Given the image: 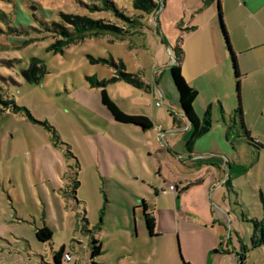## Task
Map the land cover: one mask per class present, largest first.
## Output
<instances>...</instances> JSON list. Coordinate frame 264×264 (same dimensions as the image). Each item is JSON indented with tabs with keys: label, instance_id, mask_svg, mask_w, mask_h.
<instances>
[{
	"label": "rangeland",
	"instance_id": "obj_1",
	"mask_svg": "<svg viewBox=\"0 0 264 264\" xmlns=\"http://www.w3.org/2000/svg\"><path fill=\"white\" fill-rule=\"evenodd\" d=\"M112 1L142 27L112 12L90 13L89 0H0V100L12 103H0V264H53L62 248L69 264H86L91 236H101L100 264H142L146 255L150 264H165L170 252L178 254L177 239L181 255V241L187 243L191 264H264V245L241 252L254 235L250 221L262 218L264 152L252 155L244 136L232 70L230 139L215 124L188 151L191 133L173 123L180 106L169 68L180 41L177 23L188 20L192 1L165 0L150 13L135 11L133 0ZM61 14L100 20L125 34L85 38L54 53L50 47L60 37L52 23L64 22ZM32 61L35 77L44 72L38 82L23 75ZM120 72L141 86L113 81ZM88 78L104 82L124 113L149 118L152 130L115 122ZM242 90L240 85L243 124L261 135L264 109L255 108L251 90ZM231 159L241 168H233ZM221 180L230 186L220 188ZM157 183L160 238L147 248L138 212L134 236L133 210L139 197L157 199ZM175 184L178 193L168 191ZM44 226L51 241L43 243L35 234ZM212 241L211 251L219 253L213 257L202 248Z\"/></svg>",
	"mask_w": 264,
	"mask_h": 264
},
{
	"label": "crops",
	"instance_id": "obj_2",
	"mask_svg": "<svg viewBox=\"0 0 264 264\" xmlns=\"http://www.w3.org/2000/svg\"><path fill=\"white\" fill-rule=\"evenodd\" d=\"M164 1L165 0H163V6ZM179 1L182 2V0ZM191 1L190 10L187 12L188 20L183 21L180 19L177 23L178 29L181 27L178 36L180 41H176L177 48H180L182 52L179 62L181 74L187 85L196 91L197 96L193 103L195 112L202 117L207 107L210 106L212 127L214 128L215 124H218L217 127L223 130L225 138L228 141L230 139L231 124L235 125V122L233 123L231 118L232 111L234 110V85L232 83L226 47L222 40L218 25L216 9L217 0ZM219 1L221 5L222 24L228 36L230 47L236 56L238 69L241 75V89L251 90L256 96L254 101L256 105L255 108L264 109V0ZM184 15L185 14H183V17ZM257 96H260L261 101L258 100ZM179 116H181V112ZM181 124V128L177 129V131L183 129L186 133H190V124L188 121L183 119ZM244 128L249 133V136L262 146L263 149L256 150V155L259 156L261 152H264V127L262 128L261 135L253 130L247 122H245ZM257 135L261 140L254 138ZM250 148L252 155H254L255 153L253 150L255 149L252 147ZM233 161L234 160L231 159L228 163L234 166L233 168H241L238 163ZM156 171L158 179V169ZM202 182L203 181L197 182L195 185H200ZM183 183V181H180L178 184L181 185ZM178 184H175V186L178 187ZM223 185L230 186L229 180L225 182L221 180L219 187L222 188ZM153 187L155 189L153 200L155 198L157 199L152 202H147L144 198L139 197L140 204L134 207L133 210V214H135V216L133 215L134 236L136 234L138 236V232H136L137 219L135 213L138 212L141 224L143 223L142 236L147 248L152 246V241L160 238V235H158V183L153 184ZM143 203L146 205V212L155 220L154 236L152 237L148 236L144 226ZM221 212L225 215V221L231 225L232 219L226 213L225 205L221 209ZM91 239H96L102 246L101 236L97 238L91 236ZM219 246H221V244H219ZM181 247L182 255L177 239L178 254L175 255V253L170 252L169 261L165 264H181V260L189 264L192 263L191 260H189V248L185 240L181 241ZM202 248L205 251H210L209 253L212 257L219 254L217 251H211L216 248V243L213 241L204 242ZM243 248H245V251ZM255 250L256 249H250V244H241V252L245 255L253 253ZM102 255L93 260V262H95V264H100L99 260ZM86 264H90V255L89 258L86 259ZM142 264H150L147 255Z\"/></svg>",
	"mask_w": 264,
	"mask_h": 264
},
{
	"label": "trees",
	"instance_id": "obj_3",
	"mask_svg": "<svg viewBox=\"0 0 264 264\" xmlns=\"http://www.w3.org/2000/svg\"><path fill=\"white\" fill-rule=\"evenodd\" d=\"M89 1L92 3V5H89L90 13L101 12V11L112 12L116 16L122 18L124 21L132 25H136V26L140 25V27H142V23L137 22V20H130L129 18L124 16L123 13L116 8L112 0H89ZM216 3H217L216 9H217L218 25L222 40L226 47V52L228 55L230 67L233 74V80L235 82V93L237 94V108L235 111L240 116V125L243 130L245 138L247 139V141L253 144V145L248 144V146H251L253 149L255 148V150H260L263 149L262 146L259 143H257L256 140H253L249 136V133L244 128V124L242 121V109H241L240 97H239L241 75L238 69L236 56L230 47L228 36L222 24L220 1L217 0ZM95 4H100L101 6H97ZM162 6H163V0H158V3L153 0L132 1L133 9L141 13L158 12V10ZM60 16L64 22L52 23V31L54 33H57L58 36L60 37V39L55 41V43L50 47V49L54 53L61 52L62 49L65 48L66 46L76 41L84 40L85 38L98 37L100 35H105V34H119V35L125 34V31L119 27H116L111 24H106L100 20H94L87 16L67 15V14H61ZM181 54H182L181 49L176 48L175 54H173L175 64H173L169 68L172 82L178 94V100H179V106L181 112V116H179L178 119L173 120V123L177 125L176 129L181 128L182 125L181 123L183 119H186L190 124L191 135L190 138L185 142V148L191 152L195 140L206 135L211 130L212 127L211 107L210 106L207 107V109L205 110V112L203 113L200 119H198L197 116L195 115L193 109V103L197 94L196 91H194L192 88H190L187 85V83L182 77L179 66ZM35 62L36 61H32L29 69L23 73V75L28 81L38 82L39 79L42 77V74L44 73L43 70L41 69L40 70L41 76L35 77L34 73L37 70L35 67ZM91 62H96V61L91 59ZM121 68H123L122 65ZM118 80H124L128 83H132L136 87L141 86V84L138 83V80L135 77L122 72L119 73L118 78L113 79V81H118ZM88 81L90 82L91 88L101 89L99 91L101 104L115 122L123 125H133L140 128L142 131L151 130L153 128V123L149 118L145 116L126 114L122 110H120V108L108 96L104 82H97L94 78H88ZM0 103L7 107L12 104L10 102H4L1 100ZM15 110H19V109L15 108ZM78 185L79 183L75 182L73 187V194H75V190ZM175 188H176L175 191L178 193V187L175 186ZM186 189L187 187L182 191H185ZM260 202L262 208V218L260 220L250 221L254 226V235L251 238L250 249H257L264 245V196L261 193H260ZM142 208L144 210L143 222L146 232L148 236L152 237L154 236L155 220L150 214L146 212L147 208L145 203L142 204ZM100 225H101V221L99 222V226ZM99 226L97 227L98 230H100ZM35 236L39 242L44 243L51 241V232L46 226L38 229ZM243 250L245 251V248H243ZM64 252L65 249L62 248L60 251H58L53 255V264H61V258H62L61 256ZM101 255H102L101 244L96 239H93L90 244V264H95L93 260L97 259ZM66 264H69V262H66ZM181 264H189V263H187L184 260H181Z\"/></svg>",
	"mask_w": 264,
	"mask_h": 264
},
{
	"label": "built area",
	"instance_id": "obj_4",
	"mask_svg": "<svg viewBox=\"0 0 264 264\" xmlns=\"http://www.w3.org/2000/svg\"><path fill=\"white\" fill-rule=\"evenodd\" d=\"M175 190H176L175 186H173V185L168 186V191L174 192ZM61 257H63L66 262H70V260H71L70 254L65 253V252L62 254Z\"/></svg>",
	"mask_w": 264,
	"mask_h": 264
}]
</instances>
